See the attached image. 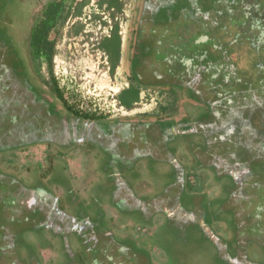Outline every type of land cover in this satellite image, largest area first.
<instances>
[{"label":"flooded vegetation","instance_id":"1","mask_svg":"<svg viewBox=\"0 0 264 264\" xmlns=\"http://www.w3.org/2000/svg\"><path fill=\"white\" fill-rule=\"evenodd\" d=\"M83 1L21 0V5L14 10L0 11L8 20L0 19V184L5 183L0 188V196L5 217L10 221L16 216L29 220V214L42 217L37 227L44 229L41 232L44 239L50 230L80 235L84 226L92 228L91 218L94 217L80 219L76 212L82 203L90 208L91 203L85 201L97 198L98 186L104 189L112 184L108 187L109 194L124 191L128 200L130 195L137 194L133 191L136 169L131 166L132 156L145 149L135 146L127 153L129 160H126V156L114 151L110 138L122 141L119 147L127 144L131 134L137 133L146 141L148 127L168 123L165 127L168 137L180 134L185 128L193 133L204 132L200 137L202 143L209 144L208 153L215 152L207 158L209 165L218 177L225 176L234 186L238 196L235 198L243 202L253 195L258 197L259 210L254 216L259 219L252 225L254 234L250 237L248 252L237 254L233 250L236 255L230 256L227 246L215 236H211V242L227 256L228 263L264 264V244L259 243L263 240L257 237L264 230L260 223L264 213V200L260 199L264 196V183L256 184L260 191L244 192L249 176L248 161L263 159L264 150L261 152L258 147L261 144L256 141L242 143L240 128L230 131L218 128L223 118L232 116L231 110H237V120L244 119L248 126L258 121L254 111L264 110L259 99L246 100L249 92L259 91L252 80L254 70H264V0L261 10L257 8L258 0L134 1L132 16L126 21L130 25L121 76L124 84L118 94L130 85L142 89L143 100L152 90L156 92L158 102L154 109L158 113L148 121L77 114L52 77L50 50L55 47L56 32L69 19L79 20L74 13ZM121 3L124 13L125 1ZM50 8L57 12L48 30L45 23ZM22 11L26 12L24 17ZM14 15L17 20L13 19ZM106 15L110 17L111 13L106 12ZM119 36L121 38L120 30ZM254 57L259 59L253 60ZM105 61L110 72L107 56ZM159 78L166 82L160 89L143 87L142 83L147 80L157 82ZM119 106L126 113L136 108H126L120 103ZM88 134L93 140L87 138ZM102 141L108 145L101 144ZM232 144L246 150V154L234 162L230 157L236 155L227 151ZM39 148L41 158H31L30 154L37 153ZM223 151L228 153L226 158L219 155ZM21 156H24L23 163L19 162ZM205 158L199 157L203 162ZM176 165L180 167L175 162ZM178 174L179 179L182 174ZM224 184L228 186L227 182ZM177 197L174 202L170 199V204L166 202L168 206L160 203L163 199L156 198L153 202L157 204V212L169 221H189L193 216L186 211L187 197L183 199L182 193ZM122 203L116 202L119 207ZM171 206L175 208L172 210ZM209 215H212L210 207ZM199 224L204 231H209L205 220ZM72 227L75 230L72 231ZM13 241L8 231L0 229L1 264H61L51 251L52 242L40 254L41 259L29 253L23 262L12 257L7 259L5 256L11 253ZM119 249L126 251L122 246ZM238 258H242L241 261Z\"/></svg>","mask_w":264,"mask_h":264},{"label":"rangeland","instance_id":"2","mask_svg":"<svg viewBox=\"0 0 264 264\" xmlns=\"http://www.w3.org/2000/svg\"><path fill=\"white\" fill-rule=\"evenodd\" d=\"M20 1L0 0V11H8L7 9L10 8L14 10L21 5ZM123 1H125L124 13L118 16L116 22L120 25V35L124 45V63L127 30L130 25L126 21L132 16L136 0ZM258 2L257 8L261 10L262 0ZM89 9L91 10L92 7L87 10ZM25 14L26 12L22 11L21 16L24 17ZM14 17L16 18L13 19L17 20V15ZM23 17L20 19H24ZM5 18L6 15H0L1 20L8 22ZM82 23L71 18L56 32L58 37L56 36L55 39V52L50 62L52 77L68 104L84 115L107 117L111 120L132 118L148 121L156 117L158 111L154 108L158 101L156 92L153 90L149 97L136 106L135 111L126 113L121 109L116 96L124 84L121 78L124 72L123 64L115 70L114 76L111 75L101 50L92 48V42L89 41V38L92 36L94 38V33H97L95 24L89 20L85 22L89 31L87 38L71 35L72 28L83 25ZM258 41H261L260 38ZM262 56L264 57V53ZM254 73L252 80L259 91L249 92L246 100L252 102L259 99L260 107L264 108V70L255 69ZM146 79H149V76ZM142 84L145 88L158 90L166 82L161 78L157 82L147 80ZM82 103L86 107L85 110L77 108ZM230 113L232 116L227 115L223 118L218 128L229 131L234 127L240 128L241 142L244 140L242 143L252 144L256 141L261 144L258 147L262 149V152L264 150V110L254 111L258 121L253 126L246 125L244 119L237 120V110H231ZM167 125L168 123L153 124L148 127L146 141L140 139L137 133L131 134L127 144L125 143L122 147L118 146L122 141L119 142L117 138L109 139L114 151L126 156V160H129L127 153L132 152L135 146L140 150L145 149L144 152H135L132 156L134 160L131 166L136 169L133 173V191L137 192L135 196L138 198L130 195L128 200V194L118 190L109 194L108 187H112V184L104 189L98 186L95 192L97 198L85 201L86 203L89 201L87 204L91 203L90 208L82 203L76 212L80 219L83 216L94 217H89L92 220V225L90 224L92 228L84 226L80 235L60 231L52 233L50 230V234L47 233L44 239L41 233L44 229L37 227L42 217L29 214V220L19 219L16 216L14 221H10L8 216L5 217L6 214L1 205L3 199L0 196V229H5L14 238L11 253H7L5 257L21 259L20 261L23 262L29 253L41 259L40 254L45 247L47 248L48 243L52 242L51 251L56 253V259L61 264H233L228 263L227 256L222 255L217 246L212 244L211 236H215L218 241L227 246L230 256L236 255L233 250L237 251V254L248 252L251 244L250 237L254 234L252 225L259 219L258 216H254L259 210L257 196L253 195V198H247L243 202L235 198L237 192L233 190L234 186L228 183L229 180L225 176L218 177L216 171L214 172L213 167L209 165L207 158L215 152L210 150L211 152L208 153L209 144L202 143L200 137L204 136V132L193 133L190 132L191 129L186 130L184 127V130H180V134L168 137L165 131ZM260 129L263 131L261 132ZM87 138L93 140L90 134ZM106 143L101 142L103 145H108ZM232 146L228 147L227 151L236 155V157H230V161L234 162L245 155L246 150L239 145L232 144ZM142 153H148V155L144 156L145 154ZM262 154L264 155V152ZM219 155H225L226 158L228 153L223 151ZM30 156L40 159L41 149L39 148L37 153H32ZM200 156H205L206 161H201ZM23 157L19 158L20 163L24 162ZM136 158L138 161L135 162ZM141 160L146 161V164H142L144 161L141 162ZM175 162L182 167L175 166ZM248 162L249 176L244 192L251 189L260 191L256 184L264 183V158ZM70 164L72 166L73 163ZM190 166L193 167L190 168ZM236 170L244 173L238 168ZM179 172L182 174L179 177L180 180ZM142 178L148 184V188ZM225 182L228 186L224 184ZM3 185L1 183L0 188ZM180 193L183 199L184 196L187 197L186 211L191 213L193 218L189 221H169L162 213L157 212V204L153 201L160 198L159 200L163 199L160 203L168 206L169 200L176 201ZM260 199L263 201L264 196ZM117 201L123 202L120 207L117 206ZM97 206L99 210L96 209ZM200 206H202L201 209L198 208ZM174 208L175 206L170 207L172 210ZM181 212L185 214L184 211ZM204 220L209 226L208 232L204 231L203 226L199 224ZM58 221L56 224H59L60 221ZM260 221L264 225V213ZM71 230H75L74 227ZM259 234H257L258 239L263 240L259 243L264 244V230L261 236H258ZM257 237L256 240H258ZM120 246L126 251L120 250ZM248 258H251L250 254ZM238 259L241 261L242 258ZM1 263L3 261L0 260Z\"/></svg>","mask_w":264,"mask_h":264},{"label":"trees","instance_id":"3","mask_svg":"<svg viewBox=\"0 0 264 264\" xmlns=\"http://www.w3.org/2000/svg\"><path fill=\"white\" fill-rule=\"evenodd\" d=\"M122 0H96L95 3L98 7L99 10H102L104 12H110L111 19L113 20V25L111 32L109 36L103 37L99 44H98V50H101V53L104 54V56L108 57L109 64H110V74L113 75L115 73V70L119 64V59H120V36H119V23L116 22V17L122 14ZM91 3V0H84L83 2L80 3L78 9L74 13L75 17H81L83 15L84 9L89 6ZM57 12L56 10H53L50 8L48 10V17L46 20L47 24V29L49 30L51 27V24L54 20V15ZM93 20H99L101 19L100 16L93 14L92 15ZM81 23V22H80ZM84 29V25L80 26H74L71 31V35L78 36L82 30ZM55 52V47L50 50V58L52 59L53 55ZM259 59L258 57H254L253 60ZM262 59V58H261ZM117 100L119 101L120 104L125 105L126 103V97L122 94H118ZM128 106V105H127ZM77 114H81L78 111H76ZM95 117V115H91Z\"/></svg>","mask_w":264,"mask_h":264},{"label":"built area","instance_id":"4","mask_svg":"<svg viewBox=\"0 0 264 264\" xmlns=\"http://www.w3.org/2000/svg\"><path fill=\"white\" fill-rule=\"evenodd\" d=\"M96 0H91V3L89 4V6H87L84 9L83 15L79 18V21L84 25V29L82 30V32L78 35L82 36L84 38L88 37L89 31L87 30V25H86V21L89 20L91 21V23L95 24L97 33L99 31V36H97V33H94V38L93 36L89 38V41L92 42L91 47L92 48H96L98 49V44L100 42V40L103 37L109 36L111 29H112V25H113V20L111 19V17L104 15L106 12L99 10L96 3ZM89 7H92V9L87 10ZM98 15L100 16L101 19L99 20H93L92 19V15ZM86 17V18H85ZM85 18V21H83V19ZM116 20L118 19V17L115 18ZM120 26V25H119ZM104 60H105V56L102 53ZM117 98V97H116ZM119 104V103H118ZM79 107L80 110H85L86 107L83 106V103L80 104L79 106H77V108ZM91 110V109H90Z\"/></svg>","mask_w":264,"mask_h":264},{"label":"crops","instance_id":"5","mask_svg":"<svg viewBox=\"0 0 264 264\" xmlns=\"http://www.w3.org/2000/svg\"><path fill=\"white\" fill-rule=\"evenodd\" d=\"M123 48H124L123 41H122V38H120V59H119V64H118L117 68L119 67L120 64H123ZM141 90L142 89H140L139 87L134 86V85H132V86L130 85L129 88L125 87V89L120 94H122L124 96H125V94H127L125 96L126 97V102H125L126 108H133L142 102L143 97H144V93H141ZM117 96H118V93H117ZM130 111L133 112L135 110H130Z\"/></svg>","mask_w":264,"mask_h":264},{"label":"water","instance_id":"6","mask_svg":"<svg viewBox=\"0 0 264 264\" xmlns=\"http://www.w3.org/2000/svg\"><path fill=\"white\" fill-rule=\"evenodd\" d=\"M79 136H80V134L77 135V137H79Z\"/></svg>","mask_w":264,"mask_h":264}]
</instances>
